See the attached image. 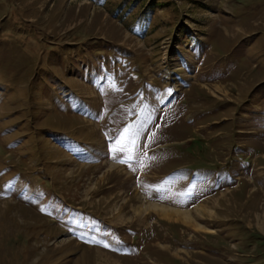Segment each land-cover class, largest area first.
<instances>
[{
    "label": "rangeland",
    "instance_id": "obj_1",
    "mask_svg": "<svg viewBox=\"0 0 264 264\" xmlns=\"http://www.w3.org/2000/svg\"><path fill=\"white\" fill-rule=\"evenodd\" d=\"M0 264H264V0H0Z\"/></svg>",
    "mask_w": 264,
    "mask_h": 264
},
{
    "label": "bare ground",
    "instance_id": "obj_2",
    "mask_svg": "<svg viewBox=\"0 0 264 264\" xmlns=\"http://www.w3.org/2000/svg\"><path fill=\"white\" fill-rule=\"evenodd\" d=\"M157 210L162 216H164L166 218H177V219H179L181 217L180 213L178 211H171V210L163 208V207H158Z\"/></svg>",
    "mask_w": 264,
    "mask_h": 264
},
{
    "label": "snow or ice",
    "instance_id": "obj_3",
    "mask_svg": "<svg viewBox=\"0 0 264 264\" xmlns=\"http://www.w3.org/2000/svg\"><path fill=\"white\" fill-rule=\"evenodd\" d=\"M124 131H125V133H127V132H130L131 129H125ZM153 159H155V157H153ZM107 246H108V245H105V247H107Z\"/></svg>",
    "mask_w": 264,
    "mask_h": 264
}]
</instances>
